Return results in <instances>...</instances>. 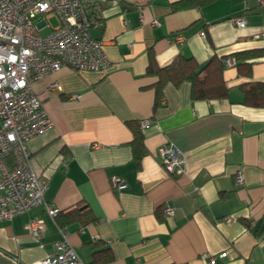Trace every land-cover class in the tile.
<instances>
[{
    "label": "crops",
    "instance_id": "0c3cea01",
    "mask_svg": "<svg viewBox=\"0 0 264 264\" xmlns=\"http://www.w3.org/2000/svg\"><path fill=\"white\" fill-rule=\"evenodd\" d=\"M177 1L106 0L99 12L103 24L90 33L103 42L108 67H62L32 82L53 121L26 142L33 169L47 182L50 205L62 213L87 206L65 226L86 264L106 247L109 264H207L204 255L215 257V264H264V108L242 104L239 90L245 82H264V54L249 60L250 76L225 67L226 99H192L183 81L166 83L155 105L157 77L146 73L150 52L163 67L178 54L201 63L264 50V0L173 9ZM53 82L57 87L50 89ZM129 122H138L143 135L139 158ZM167 144L184 157L178 175L160 163L159 148ZM238 170L241 186L234 181ZM112 177L127 187L114 189ZM31 219L42 220L37 237L26 229ZM60 239L43 206L16 214L0 222V264L44 259Z\"/></svg>",
    "mask_w": 264,
    "mask_h": 264
},
{
    "label": "built area",
    "instance_id": "2783aa9c",
    "mask_svg": "<svg viewBox=\"0 0 264 264\" xmlns=\"http://www.w3.org/2000/svg\"><path fill=\"white\" fill-rule=\"evenodd\" d=\"M104 2L106 0H0V222L36 206H43L52 219L60 210L45 200L47 182L36 175L26 145L30 137L53 126L42 100L32 89V82L62 67L75 71H99L108 67L110 61L104 53L103 42L90 33L91 27L103 24L99 12ZM52 17L56 18V25L50 23ZM232 21L239 27L245 26L243 17ZM158 23V19H152V24ZM47 27L50 31L41 35L40 31ZM176 38L180 40L181 36ZM224 63L230 67L236 61L228 57ZM56 87V82L49 86L50 89ZM147 123V120L141 122L142 126ZM158 157L168 174L178 175L184 171L185 160L177 147L162 145ZM234 181L238 186L244 184L242 171L236 172ZM111 183L117 190L127 187L120 177H112ZM164 212L173 214L169 207H165ZM26 229L37 237L42 220L31 219ZM58 230L61 239L51 243L52 254L20 264H86L70 243L66 228L58 227ZM203 258L207 264L216 262L213 256Z\"/></svg>",
    "mask_w": 264,
    "mask_h": 264
},
{
    "label": "trees",
    "instance_id": "16d2710c",
    "mask_svg": "<svg viewBox=\"0 0 264 264\" xmlns=\"http://www.w3.org/2000/svg\"><path fill=\"white\" fill-rule=\"evenodd\" d=\"M214 0H180L172 4L173 9H182L191 6H202ZM103 4H101L102 6ZM264 54V50L251 49L234 53L235 67L240 76H250L253 61ZM228 56H211L208 60L199 63L192 56L178 54L169 64L159 67L154 61V56L150 52L147 74L157 77L155 88V105L159 104L162 98V90L166 83L178 85L183 81L190 83V94L192 99H226L229 96V87L224 79L225 59ZM242 93V104L251 107L264 108V82L250 81L239 85ZM133 132L132 146L134 155L139 158L144 153L143 135L138 122H129ZM86 205L77 206L76 209L66 212H59L55 215L54 221L58 227H65L70 221L79 216L81 209ZM61 212V213H60ZM89 214V212H87ZM84 214V213H83ZM93 219V218H91ZM101 257H97L98 255ZM91 264L101 262L109 264L112 261L110 249L108 247L93 252Z\"/></svg>",
    "mask_w": 264,
    "mask_h": 264
},
{
    "label": "rangeland",
    "instance_id": "374dc122",
    "mask_svg": "<svg viewBox=\"0 0 264 264\" xmlns=\"http://www.w3.org/2000/svg\"><path fill=\"white\" fill-rule=\"evenodd\" d=\"M38 21H39V20L37 19L36 22H38ZM50 23H51L52 25H56V24H57V20H56V18L52 17V18L50 19ZM49 31H50V28H49V27L44 28V29H42V30L40 31V34H41V35H45V34H47Z\"/></svg>",
    "mask_w": 264,
    "mask_h": 264
}]
</instances>
